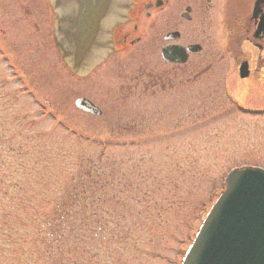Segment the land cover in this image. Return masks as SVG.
Listing matches in <instances>:
<instances>
[{
    "label": "rangeland",
    "instance_id": "1",
    "mask_svg": "<svg viewBox=\"0 0 264 264\" xmlns=\"http://www.w3.org/2000/svg\"><path fill=\"white\" fill-rule=\"evenodd\" d=\"M1 21L0 264H181L226 173L264 168V115L252 112L264 101L254 105L229 55L200 85L134 49L78 77L56 52L26 50L11 18ZM156 78L165 86L155 93ZM83 96L103 116L79 110ZM90 165L108 184L88 191L106 199L88 209L109 222L92 223L71 252L53 251L41 221ZM16 178L31 189L1 182Z\"/></svg>",
    "mask_w": 264,
    "mask_h": 264
},
{
    "label": "flooded vegetation",
    "instance_id": "2",
    "mask_svg": "<svg viewBox=\"0 0 264 264\" xmlns=\"http://www.w3.org/2000/svg\"><path fill=\"white\" fill-rule=\"evenodd\" d=\"M113 4L120 10L119 0ZM55 5L52 0H0V15L11 18V30L26 41V50L53 51L62 61L55 35L63 30L59 19L68 7L64 0ZM6 31L0 28L5 40ZM113 44L106 62L134 49L153 55L158 63L182 73L186 82L198 85L229 55L238 77L248 81L254 105L264 101V0H133L128 20L114 28ZM165 48L180 49L186 60H166ZM152 84L156 93L165 81L156 78Z\"/></svg>",
    "mask_w": 264,
    "mask_h": 264
},
{
    "label": "water",
    "instance_id": "3",
    "mask_svg": "<svg viewBox=\"0 0 264 264\" xmlns=\"http://www.w3.org/2000/svg\"><path fill=\"white\" fill-rule=\"evenodd\" d=\"M56 1L52 4L56 7ZM63 30L55 35L57 48L70 71L91 74L114 51V28L129 18L133 0H64ZM110 5V10L109 9ZM178 48H165L166 60L184 62ZM76 106L93 115L103 111L85 97ZM182 264H264V169L232 170L221 193L186 251Z\"/></svg>",
    "mask_w": 264,
    "mask_h": 264
},
{
    "label": "trees",
    "instance_id": "4",
    "mask_svg": "<svg viewBox=\"0 0 264 264\" xmlns=\"http://www.w3.org/2000/svg\"><path fill=\"white\" fill-rule=\"evenodd\" d=\"M16 172H18L17 169ZM86 172V176L84 177L85 181H82V185L80 187L79 185L73 186L70 191L61 197V199H55V203L53 204L55 208L54 213L47 210V213H45V216L41 221L39 236H41L43 239L42 241H45L48 247L53 251H65L66 248V250L71 252V245L74 240L78 239L79 236H86V232L89 230L92 223L95 226L97 223H101L99 225L100 227H98L101 230V228H103L102 223L109 222V220H107L108 212H89L88 209V207L91 206L102 207L105 204L106 199L103 195H92L88 193V191L95 187L100 190H106L108 184L107 178H101V176H105L106 174L102 169H98L95 165H90ZM1 182L3 185L6 184L8 190L31 189L29 182L26 184L21 183L26 182L23 179H5V182H3L2 179ZM61 184L60 186L63 185ZM130 185L131 184L127 185V187ZM114 200L119 202L118 198H114ZM46 204L49 207L51 201ZM82 224H84V226L79 229L80 233L78 234L76 230L80 228Z\"/></svg>",
    "mask_w": 264,
    "mask_h": 264
}]
</instances>
